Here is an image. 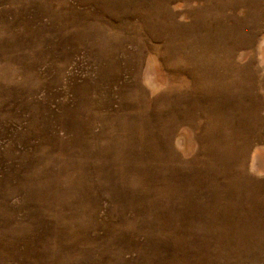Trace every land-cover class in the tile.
I'll list each match as a JSON object with an SVG mask.
<instances>
[{
  "label": "rangeland",
  "instance_id": "1",
  "mask_svg": "<svg viewBox=\"0 0 264 264\" xmlns=\"http://www.w3.org/2000/svg\"><path fill=\"white\" fill-rule=\"evenodd\" d=\"M0 264H264V0H0Z\"/></svg>",
  "mask_w": 264,
  "mask_h": 264
}]
</instances>
